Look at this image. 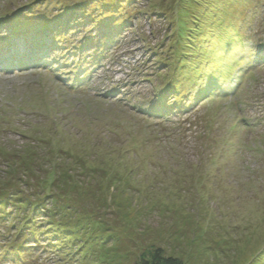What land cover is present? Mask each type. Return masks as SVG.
Instances as JSON below:
<instances>
[{
  "label": "rangeland",
  "instance_id": "1",
  "mask_svg": "<svg viewBox=\"0 0 264 264\" xmlns=\"http://www.w3.org/2000/svg\"><path fill=\"white\" fill-rule=\"evenodd\" d=\"M263 4L0 0L23 32L82 27L63 42L69 63L100 31L88 18L125 41L81 90L61 67L0 71V264H137L159 248L186 264H264V69L240 83L248 49L215 38L244 23L247 40ZM166 88L181 103L156 112Z\"/></svg>",
  "mask_w": 264,
  "mask_h": 264
},
{
  "label": "trees",
  "instance_id": "2",
  "mask_svg": "<svg viewBox=\"0 0 264 264\" xmlns=\"http://www.w3.org/2000/svg\"><path fill=\"white\" fill-rule=\"evenodd\" d=\"M87 22H96V23H98V25L100 27L104 26V24L101 21H96L95 19L88 18L86 23ZM238 41H239V44H236V46L240 47V44L243 42V39L239 38ZM51 183L54 184V180H51ZM83 189H85V187L79 189L76 186L72 185L70 187V194L77 195L78 190H80L81 194H83L86 191V189L85 190H83ZM99 224L97 223L96 227H99ZM103 225H104V223H103ZM70 229H73L71 231H72V233H75L76 230H75L74 226H72ZM137 264H186V263L181 261L180 259L167 256L165 254L164 250L159 248V249H152V251H150L146 254H143L140 261Z\"/></svg>",
  "mask_w": 264,
  "mask_h": 264
},
{
  "label": "bare ground",
  "instance_id": "3",
  "mask_svg": "<svg viewBox=\"0 0 264 264\" xmlns=\"http://www.w3.org/2000/svg\"><path fill=\"white\" fill-rule=\"evenodd\" d=\"M123 95V94H122Z\"/></svg>",
  "mask_w": 264,
  "mask_h": 264
}]
</instances>
